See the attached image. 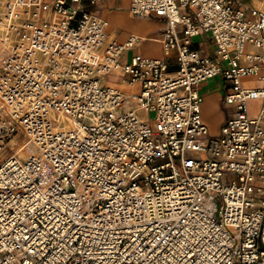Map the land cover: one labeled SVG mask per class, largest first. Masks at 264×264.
Returning <instances> with one entry per match:
<instances>
[{
    "label": "built area",
    "instance_id": "obj_1",
    "mask_svg": "<svg viewBox=\"0 0 264 264\" xmlns=\"http://www.w3.org/2000/svg\"><path fill=\"white\" fill-rule=\"evenodd\" d=\"M103 1L0 0V155L21 139L0 163V264H264V11L119 0L165 22L163 58H124L142 38H112L83 6ZM217 77L235 111L211 136Z\"/></svg>",
    "mask_w": 264,
    "mask_h": 264
},
{
    "label": "crops",
    "instance_id": "obj_2",
    "mask_svg": "<svg viewBox=\"0 0 264 264\" xmlns=\"http://www.w3.org/2000/svg\"><path fill=\"white\" fill-rule=\"evenodd\" d=\"M243 4L254 7L261 11H264V0L256 1V0H240ZM99 9H96L92 15L99 18H111L115 11H126L129 13V4L126 1H103L98 3ZM97 5V4H96ZM138 18V17H137ZM136 26H142L138 31L145 33V36L141 37L142 42L148 43L145 45H138L132 52L144 55L149 58H163L162 52V44H161V35L162 31L165 27V22L160 19H146V21H136ZM109 27V26H108ZM161 30V32L157 35L156 32ZM108 32V30H107ZM109 33V32H108ZM130 35V34H128ZM126 35V36H128ZM147 40V42L145 41ZM123 41V38L120 39ZM153 43L159 46V50L153 48H149L148 46ZM141 44V43H140ZM193 49L201 51L204 55L208 56V52L205 48L204 43L199 41V38L194 40ZM131 52V51H129ZM211 53L209 56H212V47ZM161 56V57H160ZM176 70L174 56L171 59V68L170 71L174 72ZM259 76H264V69L262 68ZM113 79V83L118 85L120 88L123 87L121 82V78L118 76H110ZM246 85L252 87H261L263 83L259 80V77H254L252 79L247 80ZM228 90V84L223 80L222 77H217L212 80H209L203 83L200 86V94L203 97L202 103V117L209 129V133L211 132V136H218L221 132V128L223 125L234 115V107L225 103L224 98L226 96ZM262 102L256 100V102L249 103V111L251 117H256L260 111ZM230 107V108H229ZM225 109V111H224ZM262 126L264 129V121L262 122Z\"/></svg>",
    "mask_w": 264,
    "mask_h": 264
},
{
    "label": "rangeland",
    "instance_id": "obj_3",
    "mask_svg": "<svg viewBox=\"0 0 264 264\" xmlns=\"http://www.w3.org/2000/svg\"><path fill=\"white\" fill-rule=\"evenodd\" d=\"M83 6H84L86 11L92 12V13H94L96 11V9H99V4L94 5V6L84 4ZM104 20L107 22V30L111 34L112 38H116L119 41L122 38H123V40H125L127 37L126 35H128V34H134V35L141 36V37L145 36V33L138 31L139 29L142 28V26H136V24H134V23H136V21H141V20L146 21V19L134 17L126 11H122V10L117 11L116 10L115 13H113V16L111 18H109V19L104 18ZM160 32H161V30L157 31L156 34L157 33L159 34ZM1 38H2V36L0 37V62L4 58L3 42H2ZM145 41L147 42V40H145ZM199 41L204 43L205 48L208 52V56H209V54L211 53L210 51H211V47H212L211 37L207 34H204V35L199 37ZM143 43H145V42H141V44H139V45H143ZM147 44L148 43H145V45H147ZM148 47L149 48L154 47L155 49L159 50V46L157 44L151 43ZM133 53L134 52H132V50H131V52H129V51L126 52V54L124 55V58H127L128 56H130ZM121 88L124 90V92H127V93L132 92L134 90L133 88H128V87H125L124 85ZM251 102H256V101H251ZM1 109L2 108L0 105V111H1ZM224 111H225V109H224ZM1 113L4 114V112H2V111H1ZM210 134H211V132H210ZM20 142H21V139L14 140L13 144L11 146H9L8 149L4 150V152L0 155V163L3 160H5L11 154L12 150L18 146L17 143H20ZM26 150L29 152V149H26ZM22 158H24V157H22Z\"/></svg>",
    "mask_w": 264,
    "mask_h": 264
},
{
    "label": "bare ground",
    "instance_id": "obj_4",
    "mask_svg": "<svg viewBox=\"0 0 264 264\" xmlns=\"http://www.w3.org/2000/svg\"><path fill=\"white\" fill-rule=\"evenodd\" d=\"M248 107H249V104H248ZM26 152H28V151L26 150Z\"/></svg>",
    "mask_w": 264,
    "mask_h": 264
}]
</instances>
